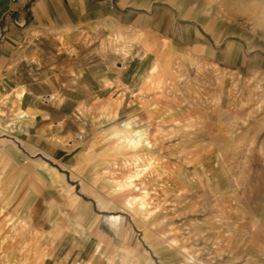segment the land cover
Returning a JSON list of instances; mask_svg holds the SVG:
<instances>
[{
	"label": "rangeland",
	"instance_id": "1",
	"mask_svg": "<svg viewBox=\"0 0 264 264\" xmlns=\"http://www.w3.org/2000/svg\"><path fill=\"white\" fill-rule=\"evenodd\" d=\"M126 2L141 20L96 26L126 77L42 143L0 138V264H264V0ZM208 71L251 99L237 92L214 111ZM27 114L16 104L0 124L17 129ZM133 129L151 147H127L118 134ZM137 174L139 189L127 183ZM223 179L231 206L204 207ZM121 189L149 209L124 208Z\"/></svg>",
	"mask_w": 264,
	"mask_h": 264
},
{
	"label": "crops",
	"instance_id": "2",
	"mask_svg": "<svg viewBox=\"0 0 264 264\" xmlns=\"http://www.w3.org/2000/svg\"><path fill=\"white\" fill-rule=\"evenodd\" d=\"M126 5V0H0V110L4 121L16 104L28 113L21 127L7 124L10 135L42 143L45 134L62 131L78 117L82 103L105 97L126 77L127 63L104 51L96 29L104 27L97 22L103 16L117 17L122 31L141 20Z\"/></svg>",
	"mask_w": 264,
	"mask_h": 264
},
{
	"label": "bare ground",
	"instance_id": "3",
	"mask_svg": "<svg viewBox=\"0 0 264 264\" xmlns=\"http://www.w3.org/2000/svg\"><path fill=\"white\" fill-rule=\"evenodd\" d=\"M248 7V6H247ZM248 14V13H247ZM156 67H157V65H156ZM155 69V67L153 68V70ZM156 70V69H155ZM204 80H206V81H208L209 83H211V85H212V88H209L208 90H207V93L210 95V96H212V97H216V98H218L219 100H220V102L219 103H216V101H215V103L217 104H215L216 105V107L214 108V111H216L217 109H221L222 107H225V106H228V103L230 102V100H234V98H235V94L237 93V92H240L241 94H248L249 92H250V88L249 87H247L246 85H241L240 83H236L235 85H233L232 83H230L228 80H226L223 76H220V75H213L212 74V72L211 71H208V72H206L205 74H204ZM245 90V91H244ZM243 96V95H242ZM247 97H246V100H250L251 98H250V94H248V95H246ZM244 98V96L243 97H241V98H239L237 101H236V103H238V101H240L241 99H243ZM216 100V99H215ZM232 100V101H233ZM235 101V100H234ZM249 109H250V107H249ZM251 109H252V107H251ZM250 109V110H251ZM227 114V116H232V115H236V113H233V112H227L226 113ZM248 115V114H247ZM136 123H138V121L137 120H132V121H126L125 123H124V125L127 127V128H131V127H133V125L135 126V124ZM125 128V127H124ZM202 128V127H201ZM220 130H222V129H220ZM208 131V130H207ZM116 134H118V133H116ZM119 135V137H124V139H125V141H126V146L128 147H130V148H133V149H137V148H143V149H147V148H149V147H151V144H150V142L147 140V134H144L143 133V131L142 130H137V129H133V131H131L130 133H125V131L124 132H122V133H119L118 134ZM235 136V135H234ZM218 137V136H217ZM219 139L221 138V134H220V137H218ZM235 138H236V136H235ZM201 140V139H200ZM205 140V139H204ZM213 140L215 141L216 139H214L213 138ZM233 140H234V138H233ZM233 140H230L231 142L233 141ZM236 140V139H235ZM234 140V141H235ZM224 141V140H223ZM218 142H219V140H218ZM220 142H221V140H220ZM230 143V142H229ZM222 144V143H221ZM204 145V144H203ZM221 146V145H220ZM224 146V145H223ZM226 146H228V144L226 145ZM221 148H222V146H221ZM203 149V148H202ZM230 150V149H229ZM228 150V151H229ZM217 151H218V149H217ZM225 152V151H224ZM227 152V151H226ZM230 153H233V152H230ZM196 154H197V152H196ZM225 154V153H224ZM227 154H228V152H227ZM219 155H222L223 156V154H219ZM138 157V156H137ZM224 157V156H223ZM225 157H226V155H225ZM222 158V157H221ZM224 159H226L227 160V157L226 158H224ZM226 160H224L225 161V163H226ZM222 161H223V159H222ZM218 165V164H217ZM226 166V165H225ZM224 167V166H223ZM228 167V166H227ZM226 167V168H227ZM211 168V167H210ZM230 168V167H229ZM223 169H225V168H223ZM232 169H230V171H231ZM212 171V170H211ZM230 174H232V173H230ZM139 174H137V175H130L129 176V178L127 179V183L128 184H132L134 187H137V189H139V187H138V184L137 183H135V181L137 180V179H140L139 178V176H138ZM204 176V175H203ZM231 177H232V175H231ZM206 178V177H205ZM215 178V177H214ZM196 179V178H195ZM231 179V178H230ZM226 179H223V181H222V183L221 182H219V184H214V183H211V186H212V188H210V190H209V188H208V190L206 191V195L209 197V196H213L214 197V200H213V202L212 203H208L206 206H204V207H229V206H231L230 204H229V200H227L226 198L228 197L229 198V195H227V193L225 192V193H222L221 192V188L223 187V186H227V183H226ZM229 181V180H228ZM208 182V181H207ZM230 182V181H229ZM231 183V182H230ZM233 184V183H232ZM124 185V184H123ZM121 187H122V184L120 185ZM128 186V185H127ZM127 186H125V187H127ZM193 186V185H192ZM210 186V185H209ZM231 187V186H230ZM124 188V187H123ZM188 188V187H187ZM234 188V187H233ZM143 189V188H142ZM188 189H190V188H188ZM235 189V188H234ZM191 190V189H190ZM1 191V190H0ZM231 191V190H230ZM237 191V190H236ZM205 192V191H204ZM234 192V191H233ZM1 193H3V192H1ZM147 193V192H146ZM228 194H230L229 192H228ZM231 194L233 195V193H232V191H231ZM120 198H122V200H120L119 199V201H121L122 202V204H123V206H124V208H126V209H129V210H133V211H136V212H138V213H144L146 210H148L149 209V204H148V202H147V197H146V194L145 195H141V194H137V195H132V194H125V189H121V193H120ZM230 199V198H229ZM3 209H5L6 207H2ZM1 208V209H2ZM152 208V207H151ZM153 210V209H152ZM113 220L114 221H118L119 220V218H113ZM225 222V221H224ZM231 223H234V222H232L231 221ZM236 223V222H235ZM209 227V226H208ZM17 228V227H16ZM224 230V229H223ZM2 231H5V227H4V225L2 226V225H0V233H2ZM173 231V230H172ZM226 233V232H225ZM220 234V233H219ZM174 241V240H173ZM169 244H171L172 246H176L175 244V242H172L171 240H170V242H169ZM173 250V249H172ZM172 250H169V249H167V250H161V251H157V254H158V257L160 258V259H163L165 256H167V255H169V254H171V251ZM187 254V253H186ZM185 256V255H184ZM189 257H188V260H189V262H197L198 260H196L195 258H193L191 255H188ZM186 257V256H185ZM175 262V261H174ZM188 262V263H189ZM200 262V261H199Z\"/></svg>",
	"mask_w": 264,
	"mask_h": 264
},
{
	"label": "built area",
	"instance_id": "4",
	"mask_svg": "<svg viewBox=\"0 0 264 264\" xmlns=\"http://www.w3.org/2000/svg\"><path fill=\"white\" fill-rule=\"evenodd\" d=\"M13 1H15V0H13ZM10 133H11V131L9 129L2 127L0 124V138L11 136Z\"/></svg>",
	"mask_w": 264,
	"mask_h": 264
}]
</instances>
